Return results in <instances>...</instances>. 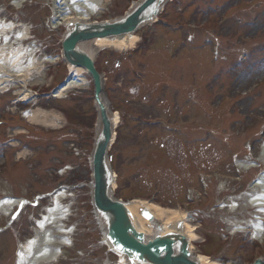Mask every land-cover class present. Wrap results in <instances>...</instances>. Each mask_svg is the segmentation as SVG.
<instances>
[{"label":"rangeland","instance_id":"374dc122","mask_svg":"<svg viewBox=\"0 0 264 264\" xmlns=\"http://www.w3.org/2000/svg\"><path fill=\"white\" fill-rule=\"evenodd\" d=\"M138 1L108 0L92 19L120 18ZM49 8V0L21 9H16L14 0H0L1 20L18 23L17 31L26 29L29 39L24 47L34 49L33 57L43 62L27 83L38 94L31 101L36 104L33 108L51 110L62 118L52 128L21 119L19 106L11 101L22 88L18 81L0 95V116L6 118L0 127V199L9 195L31 203L37 195L70 186L61 203L69 208L62 228L72 230L66 243L72 242L62 247L58 263L53 264H121L101 241L104 229L91 207L89 187L78 186L90 178L88 157L96 118L89 75L83 74L89 87L71 90L64 99L46 98L69 73L62 60L54 65L45 61L59 55L66 29L60 25L51 34L43 29ZM135 36L132 49L106 47L94 54L104 78L103 95L118 116L110 150L117 176L115 196L153 201L170 212L195 207L201 216L191 223L196 227L193 250L212 255L220 264H246L251 256L263 255L264 245L256 247L248 232L233 239L226 235L231 221L248 223L257 214L248 205V190L251 180L264 171L262 164L244 174L241 182L230 179L235 175L233 153L238 164L246 165L264 149V0H169L158 21ZM214 42L220 49L217 62L210 53ZM23 126L28 133L20 136V145L31 148L18 159L16 150L2 144ZM2 154L9 159L4 161ZM64 166L70 169L60 175L57 169ZM214 171L220 172L219 178L207 176L206 190L200 187L202 173ZM228 199L238 203L234 214L224 216L222 210L207 214L216 202ZM30 203L8 227L0 213L4 228L0 264H17L19 242L33 236L51 195Z\"/></svg>","mask_w":264,"mask_h":264},{"label":"bare ground","instance_id":"6f19581e","mask_svg":"<svg viewBox=\"0 0 264 264\" xmlns=\"http://www.w3.org/2000/svg\"><path fill=\"white\" fill-rule=\"evenodd\" d=\"M16 6L21 0H15ZM53 3V11L55 15V24H65L70 27V24L79 21L90 20L93 15L101 13L105 9L108 0H51ZM18 26V25H17ZM11 22H3L0 20V93H4L9 89L10 82L21 81V84H26L30 76L42 68L41 60L33 57L32 50L24 47V41L27 39L24 35L26 29L19 32L16 31ZM13 35V44H9L8 35ZM137 41L135 35L126 36L120 39L102 38L94 39L91 42L77 45L78 48L86 50L91 56L101 51L106 47L124 51L132 48ZM27 61L24 58H27ZM51 61V59L47 60ZM69 79L54 91L57 98L64 99L71 90H81L84 87H89V82L83 77L85 71L81 68L69 69ZM107 109L110 111V105L106 100H103ZM114 123L117 124V115L111 114ZM28 122L42 125L45 127L54 126L59 120V116L41 109H35L25 115ZM98 131V126L96 132ZM20 158L26 155V152L20 154ZM264 158V150H263ZM256 194L249 199V205L256 208L261 214H264V175L256 181L254 187ZM66 191L55 192L51 197V204L47 207L46 212L42 215L33 228V236L24 242H21L18 247L17 263L18 264H52L59 256V251L56 249L57 243L62 239L64 242L67 238H63L62 232H57L56 228L62 229L65 219L67 218L69 208H62V201L66 199ZM16 202L11 200L0 201V212L9 213ZM127 209L131 215V219L135 225V229L139 233L150 237L156 232L162 234L168 231H177L176 228L182 229L186 237L190 240L195 238V227L188 223L183 214L170 212L163 207L145 200L133 199L126 203ZM230 210L235 208V204H230ZM149 211L152 218H146L142 213ZM103 221V216H101ZM103 224V222H100ZM256 235H258L259 225L254 223ZM64 234V233H63ZM67 234V233H66ZM71 236V232L67 234ZM61 250V249H60ZM121 255V254H120ZM200 264H219L215 260H211L208 256H197ZM123 264H130L124 255H121ZM264 259V258H263ZM138 264H147L140 262Z\"/></svg>","mask_w":264,"mask_h":264},{"label":"water","instance_id":"95a60500","mask_svg":"<svg viewBox=\"0 0 264 264\" xmlns=\"http://www.w3.org/2000/svg\"><path fill=\"white\" fill-rule=\"evenodd\" d=\"M167 0H140L122 17L100 22H74L62 40V55L72 67L85 69L94 85V100L99 116V132L91 156L92 201L105 227L104 240L113 251L124 255L130 264H200L189 249V240L182 228L177 231L157 233L146 238L135 225L126 203L113 197L111 172L107 150L114 138V121L102 101V78L94 67L91 54L77 45L94 39L131 36L140 27L153 21ZM151 219L149 211L142 213ZM252 264H264L258 258Z\"/></svg>","mask_w":264,"mask_h":264}]
</instances>
